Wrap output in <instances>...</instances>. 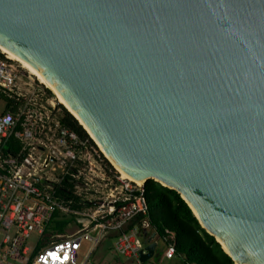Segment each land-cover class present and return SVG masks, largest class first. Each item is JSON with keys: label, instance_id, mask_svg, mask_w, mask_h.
<instances>
[{"label": "water", "instance_id": "1", "mask_svg": "<svg viewBox=\"0 0 264 264\" xmlns=\"http://www.w3.org/2000/svg\"><path fill=\"white\" fill-rule=\"evenodd\" d=\"M0 47L127 177L176 191L236 264H264V0H0Z\"/></svg>", "mask_w": 264, "mask_h": 264}, {"label": "built area", "instance_id": "2", "mask_svg": "<svg viewBox=\"0 0 264 264\" xmlns=\"http://www.w3.org/2000/svg\"><path fill=\"white\" fill-rule=\"evenodd\" d=\"M18 78L14 61L0 50V102L8 97L24 104L16 113L0 112V264H92L93 251L111 235L118 255L147 264L142 255L156 233L144 183L107 175L97 142L62 127L53 99L42 104L27 98L18 91ZM11 143H18L14 151ZM101 180L103 191L97 188ZM64 217L75 229L52 239L53 220ZM85 241L93 249L81 260ZM162 241L161 255L175 257L174 234Z\"/></svg>", "mask_w": 264, "mask_h": 264}, {"label": "trees", "instance_id": "3", "mask_svg": "<svg viewBox=\"0 0 264 264\" xmlns=\"http://www.w3.org/2000/svg\"><path fill=\"white\" fill-rule=\"evenodd\" d=\"M46 92L48 96H52L50 90L47 89ZM3 99L7 106L6 111L15 113L19 111L20 102L8 97ZM59 107H62L61 126L78 133L83 139H90L75 117L63 106L59 105ZM90 141L93 143L91 139ZM15 146H18V143H11L8 149L14 151ZM105 161L109 168L113 169L112 165ZM64 184L67 187L71 185L68 179ZM63 189L66 188H61ZM144 192L149 208L148 218L154 232L161 240L169 233L174 234L176 256L182 260L183 264H236L217 237L202 228L192 209L176 191L150 180L145 183ZM69 221L55 218L52 227L54 234H63ZM43 246L44 244H41L37 248L35 255ZM162 251L157 253L158 258Z\"/></svg>", "mask_w": 264, "mask_h": 264}, {"label": "rangeland", "instance_id": "4", "mask_svg": "<svg viewBox=\"0 0 264 264\" xmlns=\"http://www.w3.org/2000/svg\"><path fill=\"white\" fill-rule=\"evenodd\" d=\"M14 65H15V67L17 69V75L19 77L18 80H17L18 91L22 92V94L25 95L27 98L35 99L37 101V103L45 104L46 101L53 99L52 101H54V105H55V112H54L55 119L56 120H60V118L62 116V107L60 108L59 105H61V106H63V105L58 102V100L56 99V96L53 93V91H51L50 89H48L45 85L41 84L33 75H31L27 70H25L20 63L14 61ZM47 89L51 91L52 96H48V94L46 92ZM20 108L21 109L24 108V104H22V102H20L19 109ZM6 110H7L6 103H5L4 100L1 99V102H0V112L2 113V112H5ZM88 135H89V133H88ZM89 138L93 142L96 143V141L93 140L90 135H89ZM96 145H97V148L99 149V151L101 153V156H102L101 163H102V166H103L104 171L107 172L106 174L107 175H113L114 174V175H118V176L121 177L122 174L118 171V169L116 168V166L106 156V153L102 150V148L100 147V145H98L97 143H96ZM105 160H107L112 165L113 169L109 168V166L107 165L108 163ZM97 188H100L101 191H103V190L106 189L103 180H101V185H98ZM68 218H70V217H68ZM68 218H66V217L63 218V220L65 219L66 221L70 220L68 222V225L65 228L64 233L61 234V235H64V236L65 235H69L70 233H72V231L75 229V225H76V224L74 225L73 223H71L73 221L72 218H70V219H68ZM50 230L52 231V229H50ZM57 235L58 234H53L52 235V237H53L52 239H55V238H57V237L60 236V235L59 236H57ZM112 237H113V235H111L110 237H108L107 240L112 239ZM36 239H37V234H34L32 236V238L30 239L31 243L34 244L35 241H36ZM106 241L103 242V243H101L97 247L99 250L96 253L93 252V254L91 255L90 260H91L92 264H105L107 262L106 259H105V257L102 256L103 255L102 254V251H100L102 249V247H103L102 244H104V246L106 244V247L109 249V253H111L112 258L115 257L113 260L117 261L116 258H120L125 263H129L130 262V260L128 258H126L124 256H121V255H118L116 252L113 253L112 252L113 251L112 250V246H111L112 245V241H107V242ZM151 241H152L151 243L154 242V240H151ZM165 248H166V244H163V242L159 240L157 253H159L161 250H165ZM92 249H93V244L90 243V242L85 241L83 243V247H82V250H81V260H85L86 257H87V254H89ZM96 250L97 249H95V251ZM147 264H183V262H182V260L180 258H176V256L175 257H172V258H166L163 255H161L159 258L156 256L155 258H153Z\"/></svg>", "mask_w": 264, "mask_h": 264}, {"label": "bare ground", "instance_id": "5", "mask_svg": "<svg viewBox=\"0 0 264 264\" xmlns=\"http://www.w3.org/2000/svg\"><path fill=\"white\" fill-rule=\"evenodd\" d=\"M0 50L8 55L10 57V59H12L13 61H16L18 63H20L22 65V67L27 70L31 75H33L41 84L45 85L48 89H50L51 91H53V93L55 94L56 96V99L58 100L59 103H61L69 112L71 115H73L76 119H78V116L77 114L71 109V107L60 97L58 96V94L56 93V91L51 88L47 82L40 76V74L35 70L33 69L28 63H26L25 61H22L21 59H19L15 54L11 53V52H8L7 50L3 49L0 47ZM79 121V119H78ZM79 123L82 125V127H84V129L89 133V135L91 136V138L93 140H95L98 145H100V147L102 148L101 144L96 140L95 137L92 136V134L89 132V130L87 129L86 126L83 125V123L81 121H79ZM102 150L105 152V150L102 148ZM106 153V152H105ZM106 156L108 157V154L106 153ZM109 158V157H108ZM110 159V158H109ZM110 161L115 165V163L110 159ZM116 166V165H115ZM117 168V167H116ZM118 169V168H117ZM118 171L122 174V179H126V180H129V181H133L132 179H130L129 177H127L120 169H118ZM135 182V181H133ZM144 183V182H143ZM142 183V184H143ZM139 184V183H138ZM142 184H139V185H142Z\"/></svg>", "mask_w": 264, "mask_h": 264}, {"label": "crops", "instance_id": "6", "mask_svg": "<svg viewBox=\"0 0 264 264\" xmlns=\"http://www.w3.org/2000/svg\"><path fill=\"white\" fill-rule=\"evenodd\" d=\"M154 237V235H152V238ZM108 239V238H107ZM106 239V240H107ZM105 240V241H106ZM159 240L160 241H162L161 239H159V238H157V236L155 237V242L157 243V248H158V243H159ZM105 241H103V242H105ZM107 241H112V252L113 253H115L116 252V250H115V238L114 237H112V239H110V240H107ZM106 241V242H107ZM114 241V242H113ZM102 242V243H103ZM163 242V241H162ZM164 244V243H163ZM103 245V247H102V249L100 250V251H102V256H104L105 257V259H106V264H132L131 262L132 261H130L129 263H125L123 260H121L120 258H116L117 259V262L115 261V260H113L114 258H112V256H111V253H109V250H108V248L106 247V244H105V246H104V244H102ZM97 250L96 251H98L99 249L98 248H96ZM163 249V248H162ZM95 251V252H96ZM162 251V250H161ZM93 254V253H92ZM97 256V255H96ZM108 256V257H107ZM111 257V258H110ZM176 258H179V257H177L176 256Z\"/></svg>", "mask_w": 264, "mask_h": 264}]
</instances>
